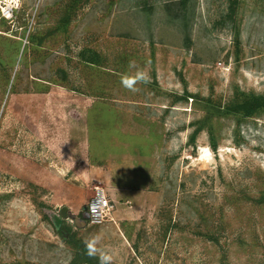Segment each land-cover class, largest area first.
I'll use <instances>...</instances> for the list:
<instances>
[{"label":"rangeland","instance_id":"rangeland-1","mask_svg":"<svg viewBox=\"0 0 264 264\" xmlns=\"http://www.w3.org/2000/svg\"><path fill=\"white\" fill-rule=\"evenodd\" d=\"M251 94L264 0H0V264H98L73 243L96 234L113 264H264ZM97 185L106 220L58 231Z\"/></svg>","mask_w":264,"mask_h":264},{"label":"clouds","instance_id":"clouds-1","mask_svg":"<svg viewBox=\"0 0 264 264\" xmlns=\"http://www.w3.org/2000/svg\"><path fill=\"white\" fill-rule=\"evenodd\" d=\"M129 68L135 69L132 74H124L121 78L122 85L132 91H139L138 84H148L151 82V76L148 71L137 66L135 61L129 62ZM102 237L99 234L92 235L83 241L84 252L89 258L98 260V264H113L114 253L111 249L101 247Z\"/></svg>","mask_w":264,"mask_h":264},{"label":"built area","instance_id":"built-area-1","mask_svg":"<svg viewBox=\"0 0 264 264\" xmlns=\"http://www.w3.org/2000/svg\"><path fill=\"white\" fill-rule=\"evenodd\" d=\"M95 190V194L87 204V221L91 224H101L109 216L113 204L103 186L97 185Z\"/></svg>","mask_w":264,"mask_h":264},{"label":"water","instance_id":"water-1","mask_svg":"<svg viewBox=\"0 0 264 264\" xmlns=\"http://www.w3.org/2000/svg\"><path fill=\"white\" fill-rule=\"evenodd\" d=\"M52 221L56 227L57 230L60 229L62 223L65 220L70 219L73 221L77 226H82L81 224H87L88 214L85 212L82 216L76 214L73 212L69 207L63 206L60 208H57L56 212L52 213Z\"/></svg>","mask_w":264,"mask_h":264},{"label":"trees","instance_id":"trees-1","mask_svg":"<svg viewBox=\"0 0 264 264\" xmlns=\"http://www.w3.org/2000/svg\"><path fill=\"white\" fill-rule=\"evenodd\" d=\"M263 105H264V98H262L260 96H256L254 94H251L248 98H245L242 102H240L238 104V106H236V109H243V111L246 115H251L252 113H254L257 109H259ZM62 229H64V228H62ZM60 230L61 229H59L58 231H60ZM65 231H67L69 233V231L67 229H65ZM61 232H63V231L61 230ZM73 243L76 246V248L78 249L79 253L84 252V244H81L80 242H76V241H74ZM86 259H93V258H89L87 256ZM90 261H92V260H90Z\"/></svg>","mask_w":264,"mask_h":264},{"label":"bare ground","instance_id":"bare-ground-1","mask_svg":"<svg viewBox=\"0 0 264 264\" xmlns=\"http://www.w3.org/2000/svg\"><path fill=\"white\" fill-rule=\"evenodd\" d=\"M210 155V150L209 149H207V148H204V156L206 157H208Z\"/></svg>","mask_w":264,"mask_h":264},{"label":"flooded vegetation","instance_id":"flooded-vegetation-1","mask_svg":"<svg viewBox=\"0 0 264 264\" xmlns=\"http://www.w3.org/2000/svg\"><path fill=\"white\" fill-rule=\"evenodd\" d=\"M61 227H63V223H62ZM61 230H62L63 232H65V229H62V228H61Z\"/></svg>","mask_w":264,"mask_h":264}]
</instances>
